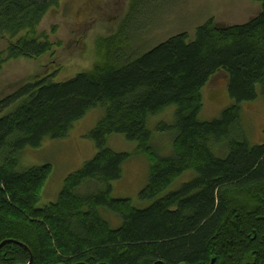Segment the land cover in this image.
<instances>
[{"label": "trees", "instance_id": "trees-1", "mask_svg": "<svg viewBox=\"0 0 264 264\" xmlns=\"http://www.w3.org/2000/svg\"><path fill=\"white\" fill-rule=\"evenodd\" d=\"M62 1L0 0V39L8 43L0 70L54 53L38 28ZM253 1L261 9L248 23L211 18L193 38L184 32L128 57L127 15L100 40L105 53L92 70L65 83L36 79L0 100V264H264V137L252 144L242 120L244 104L264 100V0ZM219 71L232 103L202 121L204 90ZM170 107L175 121L158 131L171 135L173 154L162 158L148 123ZM99 108L89 136L95 156L66 178L57 203L40 208L53 169L21 172L22 152L67 138ZM116 134L150 161L145 207L112 197L132 157L107 147ZM187 173L193 178L164 195ZM102 210L122 220L120 228Z\"/></svg>", "mask_w": 264, "mask_h": 264}, {"label": "rangeland", "instance_id": "rangeland-1", "mask_svg": "<svg viewBox=\"0 0 264 264\" xmlns=\"http://www.w3.org/2000/svg\"><path fill=\"white\" fill-rule=\"evenodd\" d=\"M260 9L261 4L253 0H137L135 3L134 0H63L49 11L38 28V37L46 34L55 45L54 53L38 60L18 59L4 65L0 70V100L36 79L49 78L54 83H65L92 70L105 53L104 48H99L100 40L117 33L127 15L131 45L124 55L128 57L146 53L184 32L193 38L196 29L211 18L221 26L248 23L260 13ZM7 47V41L0 39V53ZM228 82V75L223 71L211 78L203 94L202 121L218 118L232 103L227 96ZM103 113L101 108L94 109L73 126L67 138L47 139L40 148H27L22 152L21 172L46 165L53 169L43 187L40 208L57 203L66 178L81 170L95 156L96 147L89 136ZM175 113L176 108L170 107L149 119L152 146L162 158L172 156L173 141L170 134L158 131V127L173 124ZM242 115L250 142L259 144L264 137V100L244 104ZM107 147L132 156L123 166L122 178L112 184V197L131 200L137 208L147 206L148 203L140 201V194L149 181L148 158L137 153V144L123 135L110 136ZM192 178L187 173L164 195L176 191ZM102 214L111 221L113 229L120 228L122 220L113 219L108 210H102Z\"/></svg>", "mask_w": 264, "mask_h": 264}, {"label": "water", "instance_id": "water-1", "mask_svg": "<svg viewBox=\"0 0 264 264\" xmlns=\"http://www.w3.org/2000/svg\"><path fill=\"white\" fill-rule=\"evenodd\" d=\"M31 263H32V259H31Z\"/></svg>", "mask_w": 264, "mask_h": 264}]
</instances>
